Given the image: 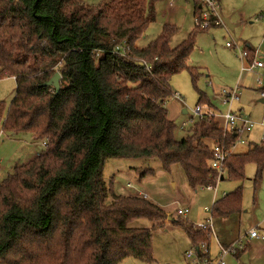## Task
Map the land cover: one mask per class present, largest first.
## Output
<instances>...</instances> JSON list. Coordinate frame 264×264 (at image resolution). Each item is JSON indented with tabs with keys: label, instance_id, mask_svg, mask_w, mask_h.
Returning a JSON list of instances; mask_svg holds the SVG:
<instances>
[{
	"label": "trees",
	"instance_id": "trees-1",
	"mask_svg": "<svg viewBox=\"0 0 264 264\" xmlns=\"http://www.w3.org/2000/svg\"><path fill=\"white\" fill-rule=\"evenodd\" d=\"M154 2L0 0V79L14 77L17 85L10 107L0 102V128L41 142L38 156L0 184V264L153 262V231L132 224L148 219L164 227L169 217L144 197L116 194L104 178L108 160H158L167 172L181 165L196 191L216 187L226 172L241 182L248 164H264L263 141L231 152L219 175L213 146L224 142L232 150L238 136H225L215 118H200L176 140L167 109L171 80L185 70L199 79L189 60L204 30L172 48L177 28L166 25L148 47H138L156 20ZM245 50L253 62L256 54ZM57 73L59 92L48 85ZM201 104L212 101L200 93ZM242 200L239 187L213 204L212 217L240 213ZM173 221L196 247L210 242V229Z\"/></svg>",
	"mask_w": 264,
	"mask_h": 264
},
{
	"label": "rangeland",
	"instance_id": "rangeland-1",
	"mask_svg": "<svg viewBox=\"0 0 264 264\" xmlns=\"http://www.w3.org/2000/svg\"><path fill=\"white\" fill-rule=\"evenodd\" d=\"M80 1L96 7L105 0ZM195 1L155 0L156 20L137 46L148 47L163 33L166 25L177 28L171 36L172 48L187 41L191 33L198 31L195 23ZM245 11L252 16L241 18L244 16L238 13ZM219 15L221 19H229L235 28L231 30L226 26H217L197 34L195 50L189 65L199 72V79L194 82L190 71L185 70L171 80L173 92L181 95L183 99L178 101L174 95L168 110L169 116L177 126L175 138L178 141L188 137L191 128L200 120L196 114L200 93L206 94L211 101L215 99L212 105L201 104L203 113L213 111L212 107L216 115L228 110L229 106L222 103L216 94L224 88L238 86L244 75L241 73L239 51L236 48H229L227 44L235 43L244 49L245 43L249 41L254 48L264 49V0H220ZM235 16L238 17V22ZM254 18L258 21L256 22ZM259 73L264 77V71ZM16 92L17 85L14 79H0V102H4L7 109L15 99ZM240 94L243 114L254 122H259L252 132L246 133L243 137L250 145H236L234 153L244 154L251 145L261 144L264 141V105L257 101L259 97L256 90L241 87ZM175 101L178 103L172 107ZM235 108L234 110L239 109L237 104ZM184 110L187 113H184ZM215 120L222 125L221 120L218 118ZM40 143L35 141L31 134L12 135L3 132L2 127L0 128V184L9 174L15 173L16 166L27 164L37 157L41 151ZM146 171L153 173L146 175ZM104 178L108 185L114 184V191L118 195L147 194L150 201L163 208L168 217L172 218L166 220L164 227H155L148 219L134 222L133 227L153 231L154 261L148 263L129 257L121 264H193L197 259L196 245L193 244L185 228L173 220L184 221L186 226L193 229L195 225L204 223L211 217L214 199L221 200L239 187H242L243 193L242 211L227 219L214 218L215 235L207 243L210 244V254L213 257L218 254V239L221 243L235 240L245 235L251 228H256L261 235H264V169L259 164H248L245 168V179L241 182L231 180L226 172L224 181L220 180L216 187L200 188L195 193L181 165H174L171 171L167 172L158 160L111 159L105 164ZM179 209H188L189 213L186 216L180 215ZM189 252H194V258L191 260L187 257ZM233 257H227V264H264V240L259 238L251 243L250 240H246V250L241 254L240 259L236 260Z\"/></svg>",
	"mask_w": 264,
	"mask_h": 264
},
{
	"label": "built area",
	"instance_id": "built-area-1",
	"mask_svg": "<svg viewBox=\"0 0 264 264\" xmlns=\"http://www.w3.org/2000/svg\"><path fill=\"white\" fill-rule=\"evenodd\" d=\"M173 1V0H171ZM200 5V14L195 17V23L197 28L200 30H210L213 27L217 26H226L223 19H221L219 15V0H198ZM262 19V17H260ZM258 21V19H256ZM227 27V26H226ZM227 46L229 48H236L240 53V58L242 62V72L253 73L256 70H259L264 67V63L260 60V58H256L253 62L248 61V53L244 49H241L235 43H228ZM256 83L259 87L264 86V77L261 75H256ZM176 99L178 101H183L181 95L175 94ZM261 96L264 98V93L261 92ZM217 98L222 101V103L229 106L228 110L225 113H221L220 115H216L215 112L210 111L209 113H203L201 105H198L196 108V114L200 117H209V118H220L223 120L222 125L224 129L225 136L229 133H234L238 136L237 144H247L244 140V135L246 133H250L256 127V123L251 120L249 117L245 116L239 111H235L233 106L235 103L240 101L241 94L240 88L235 87L232 89H224L218 95ZM234 146V147H235ZM232 150L227 149L225 143L217 144L213 146L214 158L211 163L213 169L219 172V175L223 174L225 171V163L227 158ZM214 187H208V189H212ZM146 198V196H143ZM189 210H178V214L187 215ZM195 230L203 231L210 229L212 232V236L214 233V218H208V220L204 223H199L194 226ZM264 239V237L259 233L256 228H252L245 235L239 237L234 242L224 245L218 241L219 251L216 257H212L210 254V244L203 243L200 246L196 247L197 251V259L193 262V264H227L228 256H237L240 253L246 250V240L252 239ZM203 249V251H201ZM188 259L194 258V252H189L187 254Z\"/></svg>",
	"mask_w": 264,
	"mask_h": 264
},
{
	"label": "crops",
	"instance_id": "crops-1",
	"mask_svg": "<svg viewBox=\"0 0 264 264\" xmlns=\"http://www.w3.org/2000/svg\"><path fill=\"white\" fill-rule=\"evenodd\" d=\"M195 3H196V7H195V13H196V10L197 9H200V5H199V3H198V0H196L195 1ZM219 4H220V0H219ZM240 16H244V17H241V18H246V17H248V16H252L251 15V13H248L247 11H245V12H243V13H241V12H239L238 13ZM196 15V14H195ZM237 19H236V21L238 22V17L237 16H235ZM257 17V16H256ZM255 17V18H256ZM232 18V17H231ZM254 18V19H255ZM255 21H256V19H255ZM257 22V21H256ZM251 24H253V23H251ZM234 28H235V26L234 25H232ZM245 43V42H244ZM245 47H249L250 49H252L253 50V52L256 54V58H260V60L264 63V49H263V47L262 48H260V49H256V48H254L253 46H252V44L249 42V41H247L246 43H245V45H244ZM255 58V59H256ZM241 64H242V62H241ZM242 68V67H241ZM264 71V67L263 68H261V69H259V70H256L255 72H253V73H246V72H242V70H241V73L244 75L243 77H242V79H241V81L238 83L239 85L238 86H236V87H239L240 89H241V87L243 88V87H245V88H249V89H253V90H256V92L258 93V97H259V99L257 100L260 104H262V105H264L263 103H261L260 102V100H262V99H264L262 96H261V92H260V89H258L259 87H258V85H257V83H256V75H260V73L259 72H263ZM12 79H14L15 80V78L14 77H11ZM252 80H253V83H252ZM15 82H16V80H15ZM235 88V87H234ZM224 89H232V88H224ZM224 89H222V90H224ZM222 90H220V92L222 91ZM220 92H218L217 94H216V96L220 93ZM215 99H212V101H214ZM171 100L167 103V109L169 110L170 109V105H171ZM239 102V103H238ZM237 103H235V104H237V107L239 108V109H237V110H235V111H239V112H241L242 114H243V105L240 103V101H238ZM178 102L177 101H175L174 103H173V106L172 107H175L176 106V104H177ZM235 104H234V106H233V108L234 109H236L235 108ZM212 109H213V112L215 111V109H214V107H212ZM209 111H212V110H209ZM208 111V112H209ZM216 113V112H215ZM170 114V111L168 112V115ZM169 119L170 120H172L173 121V119H171V117L169 116ZM220 120L223 122V120L220 118ZM256 123V125H258L259 124V122H255ZM245 137V136H244ZM245 140V139H244ZM246 142H247V144H249L250 145V143L248 142V140H245ZM235 148H236V146L232 149V153H234L235 152ZM39 154V153H38ZM38 156V155H37ZM261 168L262 169H264V164L263 165H261ZM225 175V174H224ZM221 181H224V178H223V180H221ZM194 191V193L196 192V190H193ZM119 195H122V194H119ZM125 196H141V197H143V195H132V194H130V195H125ZM144 196H146V199H148V200H150V198H149V196L147 195V194H144ZM153 202V201H152ZM216 202V199H214V203ZM155 203V202H154ZM224 219H227V218H224ZM225 221H227V220H225ZM252 229V228H251ZM250 229V230H251ZM226 236V235H225ZM263 237H264V235H262ZM240 237V236H239ZM238 238V237H237ZM237 238L235 239V240H237ZM217 239H218V237H217ZM261 239V238H260ZM234 239L233 240H231V241H228V242H225V243H221L220 241H219V239H218V241L221 243V244H224V245H228V244H230V243H232V242H234L235 241ZM253 240H258L257 238L256 239H252V240H250V243L253 241ZM264 240V239H263ZM249 247V246H248ZM212 256V255H211ZM217 256V255H216ZM215 256V257H216ZM213 257V256H212ZM240 257H241V255H237V256H234L233 258L234 259H236V260H239L240 259ZM214 258V257H213Z\"/></svg>",
	"mask_w": 264,
	"mask_h": 264
},
{
	"label": "water",
	"instance_id": "water-1",
	"mask_svg": "<svg viewBox=\"0 0 264 264\" xmlns=\"http://www.w3.org/2000/svg\"><path fill=\"white\" fill-rule=\"evenodd\" d=\"M223 21L225 22L226 26H227L229 29H231V30L234 29V27L232 26V24H231V22H230L229 19L224 18ZM60 81H61V74H60V73H57V74L51 79V81L48 83V85L54 87V88L57 90V92H59V90L61 89ZM260 102L264 104V99L260 100ZM184 113H187V111L184 110ZM222 180H223V178H222ZM169 220H172V218H169Z\"/></svg>",
	"mask_w": 264,
	"mask_h": 264
}]
</instances>
